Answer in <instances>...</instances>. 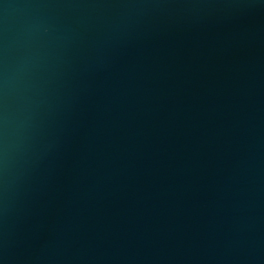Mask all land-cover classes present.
I'll list each match as a JSON object with an SVG mask.
<instances>
[{
	"label": "water",
	"instance_id": "water-1",
	"mask_svg": "<svg viewBox=\"0 0 264 264\" xmlns=\"http://www.w3.org/2000/svg\"><path fill=\"white\" fill-rule=\"evenodd\" d=\"M0 264H264V0H0Z\"/></svg>",
	"mask_w": 264,
	"mask_h": 264
}]
</instances>
